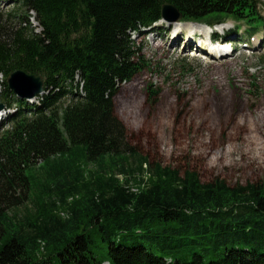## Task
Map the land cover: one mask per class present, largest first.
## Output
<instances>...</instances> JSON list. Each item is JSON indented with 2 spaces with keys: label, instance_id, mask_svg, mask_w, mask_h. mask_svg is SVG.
<instances>
[{
  "label": "trees",
  "instance_id": "trees-1",
  "mask_svg": "<svg viewBox=\"0 0 264 264\" xmlns=\"http://www.w3.org/2000/svg\"><path fill=\"white\" fill-rule=\"evenodd\" d=\"M14 3L0 12V103L14 111L0 133V264H264V184L151 165L114 103L146 67L131 34L162 21L165 5L184 22L249 19L253 31L259 0ZM19 70L44 78L33 104L8 87Z\"/></svg>",
  "mask_w": 264,
  "mask_h": 264
},
{
  "label": "rangeland",
  "instance_id": "rangeland-1",
  "mask_svg": "<svg viewBox=\"0 0 264 264\" xmlns=\"http://www.w3.org/2000/svg\"><path fill=\"white\" fill-rule=\"evenodd\" d=\"M0 12H18L14 0H0ZM258 15L264 21V0H259ZM246 20L228 19L212 28L220 36L224 29H235L237 35L229 39H242L233 57L222 61L191 49V39L181 38L186 47L172 45L175 25L164 20L153 27L159 36L148 30L131 34L146 67L121 85L115 113L127 128L130 144L151 165L178 169L182 175L196 172L204 184L217 179L232 187L264 184V26L251 31ZM256 41L258 50L250 45ZM233 79L245 82L241 94L230 93ZM13 112H0V133ZM131 176L134 185L141 177Z\"/></svg>",
  "mask_w": 264,
  "mask_h": 264
},
{
  "label": "water",
  "instance_id": "water-1",
  "mask_svg": "<svg viewBox=\"0 0 264 264\" xmlns=\"http://www.w3.org/2000/svg\"><path fill=\"white\" fill-rule=\"evenodd\" d=\"M182 18L172 5L163 7V19L169 23L178 22ZM9 89L21 100H34L44 93V78L39 75H29L24 71H16L7 80ZM5 105L0 103V112Z\"/></svg>",
  "mask_w": 264,
  "mask_h": 264
},
{
  "label": "bare ground",
  "instance_id": "bare-ground-1",
  "mask_svg": "<svg viewBox=\"0 0 264 264\" xmlns=\"http://www.w3.org/2000/svg\"><path fill=\"white\" fill-rule=\"evenodd\" d=\"M174 25L177 28V31H179V32H177L175 30V27H174L173 33H176V34L174 36H172L171 39H170L171 42H172V45H179V43H183V44H185L184 47H186V43L184 41H182L181 38H185L186 40L191 39L192 42H190V44L194 45V46H192L191 49L195 48L196 51H198V52H200L202 54H205L210 59L218 60V61H222V60H224V59H226L228 57L232 58L233 55L235 54V51L234 52H227L225 50H220L219 51L215 47H210L209 41L207 43V40H204L201 37L198 38L197 33H199V32H201V34H203V35L207 34L204 31V29H206L205 25H200V24H195V23H183L182 25H180V23H172V24H170V26H172V27ZM179 28H181V29H179ZM184 28L185 29H190L191 31L190 32L189 31L186 32L184 30ZM196 31H197V33H194ZM155 36H159V35L155 34ZM174 39H176V40L173 42ZM237 40L238 41H242V39H237ZM250 45L255 46L254 50H258L260 48L259 41H256L255 44H250ZM1 117H2V114L0 113V118Z\"/></svg>",
  "mask_w": 264,
  "mask_h": 264
}]
</instances>
